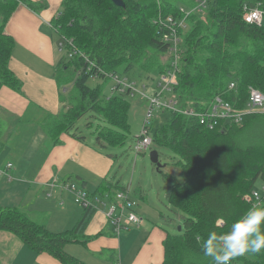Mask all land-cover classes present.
<instances>
[{"label":"trees","instance_id":"trees-1","mask_svg":"<svg viewBox=\"0 0 264 264\" xmlns=\"http://www.w3.org/2000/svg\"><path fill=\"white\" fill-rule=\"evenodd\" d=\"M123 2L124 8L112 0H63L59 14L50 23L65 46L58 80L61 88H68L64 100L67 109L45 124L54 142L94 113L111 126L99 129L97 140L110 147L123 146L124 133L130 131L129 104L124 100L127 95L106 98L105 85L90 88L87 80L92 71L87 60L131 81H135L137 70L160 76L168 69L171 56L170 44L162 40L155 23L158 15L183 19L180 8L191 12L197 5L195 0ZM258 3L264 5V0H209L202 15L194 12L186 18L187 28L181 33V69L174 89L181 108L206 111L216 97H221L236 109H243L250 88L264 94V25L257 27L243 20L245 7ZM20 5L36 13L47 8L46 2L0 0V90L22 89L21 80L9 67L15 41L6 33ZM74 51L77 53L68 57ZM231 84L234 89H230ZM152 133L155 144L171 149L180 158L174 172L166 170L168 164L158 169L168 183V203L184 214L182 233L168 235L164 242L163 264H212L201 251L203 240L209 231H228L230 224L251 208L244 197L264 180V115H249L242 125L222 122L210 130L197 118L171 114ZM104 188L111 191L113 185L105 184ZM95 213L93 208L85 209L74 229L57 234L20 209L0 205V232L17 236L30 249L48 253L63 264H82L64 247L79 242ZM235 262L264 264V251L237 257L232 264Z\"/></svg>","mask_w":264,"mask_h":264},{"label":"crops","instance_id":"crops-1","mask_svg":"<svg viewBox=\"0 0 264 264\" xmlns=\"http://www.w3.org/2000/svg\"><path fill=\"white\" fill-rule=\"evenodd\" d=\"M31 1L46 2L47 8L36 13L20 5L6 27L15 41L9 67L21 80L22 89L0 90V205L18 208L35 222L34 217L39 218V224L60 234L74 229L85 209L69 192L53 190L56 199L48 198L51 183L69 181L88 192L91 188L92 193H98L90 195L102 198L104 204H95L96 213L79 242L68 243L64 251L82 264H163L164 242L173 235L170 214L174 209L163 202L166 211L155 200L138 205L135 211L144 220L142 226L132 225L116 235L107 210L119 192L111 191L118 184L120 188V183L106 179L109 156L87 141L78 124L56 142L45 131L46 122L67 109L64 100L68 88H61L58 80L60 37L50 26L63 0ZM96 143L106 147L103 141ZM103 159L107 161L104 167ZM8 164L13 167L7 169ZM105 184H112V190H105ZM140 197L147 202L146 196ZM0 264L63 263L48 253L30 249L11 233L0 232Z\"/></svg>","mask_w":264,"mask_h":264},{"label":"built area","instance_id":"built-area-1","mask_svg":"<svg viewBox=\"0 0 264 264\" xmlns=\"http://www.w3.org/2000/svg\"><path fill=\"white\" fill-rule=\"evenodd\" d=\"M163 1L164 0H158V3L161 4ZM195 1L197 5L191 12L184 7L180 8L181 12L185 15L183 19H178L172 14L164 16L161 13L157 17L155 23L158 24L160 28L162 40L170 44L171 58L168 69L164 74L160 75L157 86L158 90L155 91L153 95L147 93V86L145 84L140 87L137 82L122 77L116 72L103 71L87 60L90 65L89 70L92 71L91 77L98 78L103 76L114 83L111 89L113 94L127 95L132 98L140 97L149 102L146 121L135 147L138 154L145 153L153 144V139L150 137L151 127L149 125V120L154 116L156 111L159 113L168 112L171 114H181L190 118H197L202 126L210 130L216 129L222 122L226 125H242L245 117L249 115H264V94L256 88H250L249 99L243 109H236L221 97H216L206 111L196 112L191 108L183 109L180 107L174 89L178 86V75L181 69V33L187 28L186 18L194 12H198L202 15L206 8V2L209 0ZM243 20L247 24L261 27L264 24V5L258 3L254 7L246 6ZM68 43L73 46L71 40H69ZM64 49V44L60 43V52H63ZM73 53L76 54L77 52L74 51L69 53L68 57L71 58ZM234 88L235 85L231 84L230 89ZM12 167V164L7 165V169H11ZM0 173L3 172L0 171ZM50 187L51 192L47 194L48 197H52L53 190L69 192L74 196L75 202L84 209H95L96 203L104 204V202L101 201L102 198L92 197L85 189L69 181L61 184L54 182L51 183ZM116 198H118L120 202L117 204L112 202L107 210V217L114 229V233L119 235L123 231L130 229L132 225L141 227L144 220L134 210L137 204L131 199L129 189L118 192ZM244 199L251 207L263 206L264 185L260 189H253Z\"/></svg>","mask_w":264,"mask_h":264},{"label":"rangeland","instance_id":"rangeland-1","mask_svg":"<svg viewBox=\"0 0 264 264\" xmlns=\"http://www.w3.org/2000/svg\"><path fill=\"white\" fill-rule=\"evenodd\" d=\"M264 25V24H263ZM59 57L62 58V54L58 53ZM136 73V74H135ZM140 74V75H139ZM134 77V78H133ZM130 77L135 79V82L138 83V85L141 87L143 84L147 86V93L150 95H153L155 91L158 90V81L160 76L157 75V72L152 74H147L145 72H141L137 70L134 72V76ZM106 78L101 76L98 78L90 77L87 80V85L94 89L98 86H104V95L106 98H111L112 96H119L117 94H113L111 92L112 87L114 86V83L108 79V82L106 83ZM124 100L129 104V111H128V123L130 126V131L125 132L126 141L125 144L119 148L117 147H110L106 146L104 147L103 144H100V147L97 145V137H98V130L101 131L106 127H111L107 122L97 116L94 113L87 114L85 117H83L79 123L78 128L80 132H82L83 136L87 138V141L92 144V146H97L100 148V150L103 151V154L106 156H109V167L107 169V181L110 183H120V188L115 189L111 192L113 194L116 193V191H124L129 188L131 199L136 202L137 206L139 207L144 206L145 204L150 202H158L162 205V207L168 211V209L164 206L165 205L170 207V204L168 203V200L166 198V191L169 192V189H166V185H168L165 178L159 173L157 169V165L154 164L151 161V152L157 151L159 154V163L162 166H165L166 164L170 165V170L174 168V165L180 160V158L169 148L159 146L153 142L152 146L142 154H138L135 147L136 143L138 141V138L141 136L143 126L146 121V117L148 114V107L149 102L147 100H144L140 97H129L126 96ZM171 117V114L168 112L159 113L155 112L154 116L149 120V125L151 127V134L150 137L153 139V133L152 129H156L158 126H160L163 123H166ZM91 127H90V124ZM102 166H106L107 161L103 159L101 161ZM169 167L166 169L169 170ZM264 185V180L258 181L255 188L260 189ZM87 191V190H86ZM89 194H95L92 193L91 188H89ZM88 192V191H87ZM56 193H53L54 199ZM99 194L98 196H100ZM140 195L147 197V202L142 200ZM48 197V195H46ZM73 196V195H72ZM49 198V197H48ZM51 198V199H52ZM74 199V196H73ZM137 199V200H136ZM75 202V199H74ZM120 200L118 198H115L114 203H119ZM79 206V205H78ZM151 208V207H149ZM99 209H102V207H99ZM109 209V206H108ZM152 209V208H151ZM136 210V208H134ZM174 213L170 214V218L173 219L171 223V233L173 235H180L183 230H179V228H183V217L184 214L181 213L178 210H173ZM35 220L42 222L39 218H35ZM36 221V222H37ZM59 224L56 225L57 228ZM247 257V256H245ZM233 264H243L241 262H235Z\"/></svg>","mask_w":264,"mask_h":264},{"label":"clouds","instance_id":"clouds-1","mask_svg":"<svg viewBox=\"0 0 264 264\" xmlns=\"http://www.w3.org/2000/svg\"><path fill=\"white\" fill-rule=\"evenodd\" d=\"M201 251L212 264H231L237 257L264 251V206L246 210L226 232L209 231Z\"/></svg>","mask_w":264,"mask_h":264},{"label":"water","instance_id":"water-1","mask_svg":"<svg viewBox=\"0 0 264 264\" xmlns=\"http://www.w3.org/2000/svg\"><path fill=\"white\" fill-rule=\"evenodd\" d=\"M112 2L118 7H125L123 0H112ZM151 161L157 165V169H160V167H162V165H160L159 163V154L157 151L151 152ZM179 230L181 231L182 228L180 227Z\"/></svg>","mask_w":264,"mask_h":264}]
</instances>
